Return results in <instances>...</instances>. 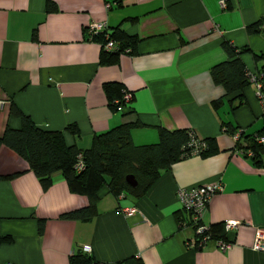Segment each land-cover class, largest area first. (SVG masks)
I'll return each instance as SVG.
<instances>
[{
    "label": "crops",
    "instance_id": "crops-1",
    "mask_svg": "<svg viewBox=\"0 0 264 264\" xmlns=\"http://www.w3.org/2000/svg\"><path fill=\"white\" fill-rule=\"evenodd\" d=\"M224 1L222 8L219 0H0V135L19 128L13 103L38 128L62 131L65 144L80 150L94 134L133 121L139 122L130 130L135 145L156 142L161 127L189 129L217 146L213 154L174 161L140 196H115L103 182L96 213L82 220L61 214L85 207V195L70 191L58 171L42 189L25 160L0 145V175H10L0 179V234L11 237L0 243V264H68L84 248L104 264H264V250L252 248L255 231L264 235V168L252 164L244 138L263 126L264 108L249 81L239 98L229 97L209 73L227 59L222 41L248 48L238 54L244 69L261 70L264 61L254 55L264 52V30L245 28L264 22V0ZM90 22L135 36L133 52L100 64ZM107 82L130 92L125 106L110 108ZM216 98L222 101L213 109ZM68 124L76 134L65 131ZM215 180L221 189L209 198L201 224H240L221 228L228 248L218 249L214 239L192 248L194 229L176 191ZM127 208L135 210L124 215Z\"/></svg>",
    "mask_w": 264,
    "mask_h": 264
},
{
    "label": "trees",
    "instance_id": "trees-1",
    "mask_svg": "<svg viewBox=\"0 0 264 264\" xmlns=\"http://www.w3.org/2000/svg\"><path fill=\"white\" fill-rule=\"evenodd\" d=\"M245 30L248 34L263 31L264 22L257 20L247 25ZM93 38L98 40L101 46L100 64L115 63L118 54L124 48L133 52L136 44L135 36H128L117 28L109 32V38L113 39L117 45L116 50L103 48L102 45L106 39L102 35L93 36ZM221 47L227 59L209 69L211 79L222 86L224 95L239 98L240 90L248 80L246 69H244L238 54L240 51H247L248 48L236 49L227 41H222ZM254 57L264 61V52L254 55ZM261 70H264V62ZM102 88L111 109H117L118 104L123 107L129 102H124L122 98L126 90L120 83L107 82L103 84ZM261 91L264 92V85ZM115 99L118 101L117 104L113 102ZM221 101V98L213 99L210 101V106L217 109ZM9 110L11 114L18 117L20 125L19 128L5 127L0 135V145L13 150L25 160L28 168L38 178L42 189L49 186L51 174L58 171L70 191L87 197L88 204L85 207L61 214L62 217L69 219L88 220L93 217L96 213L94 203L98 197L97 192L103 182H106L108 190L115 196L120 193L140 196L161 170L167 169L174 161L192 154L194 145H188L192 137H195L199 143H203L198 154L207 156L217 151L213 138H199L189 129L168 131L158 127L156 128V142L135 145L130 140V130L139 126L138 121L121 123L104 132L94 134L90 146L80 150L65 144L62 131L38 128L13 103L10 104ZM226 128L231 135L236 131L229 124L226 125ZM65 131L76 134L77 128L73 124H68ZM254 135L264 136V124L256 133L244 136L245 139H248L246 148L253 153L250 158L252 164L264 168V160L261 159V155L264 153V143L256 142ZM78 153L81 154L83 163V169L79 171L74 168ZM128 176H132L135 185L127 182ZM9 177L10 175H0V179ZM221 228L220 223L208 225L205 233L208 234L209 239L223 238L222 240L228 241L222 237ZM10 241L11 237L8 234H0V243H9ZM68 264L104 263L94 261L86 252L77 250L70 255ZM110 264H125V261ZM136 264H140V262L137 260Z\"/></svg>",
    "mask_w": 264,
    "mask_h": 264
},
{
    "label": "built area",
    "instance_id": "built-area-1",
    "mask_svg": "<svg viewBox=\"0 0 264 264\" xmlns=\"http://www.w3.org/2000/svg\"><path fill=\"white\" fill-rule=\"evenodd\" d=\"M219 5L224 8L225 1L219 0ZM87 32L89 37L102 35L106 41L103 43V48L105 50H116L117 45L113 39L109 38V32L105 29V24L103 22H90L87 26ZM123 51L128 52V48H124ZM247 80L252 83L255 87L256 94L261 101L264 108V92L261 91V88L264 85V70H248L246 71ZM124 102H128L131 98V94L128 91H125L122 96ZM114 103H118L115 99ZM122 105L118 104L117 109L121 108ZM254 140L258 143H264V136L254 135ZM233 138L237 139V133L233 134ZM188 145H194L192 149V154H197L200 146H203V143H199L195 137H192ZM246 154L250 157L253 156V153L250 149H246ZM74 168L79 171L83 169V163L81 160V154L78 153L76 156V162ZM221 189V184L218 180L210 181L201 184H195L190 187H179L176 191L177 198L180 202L181 208L188 213V222L194 229V239L192 238L191 242H188V245L192 248L202 246L208 239V234L205 233L206 226L201 224L200 218L203 211L206 208L207 202L211 195L215 192H218ZM121 195V194H120ZM134 208L124 209V215H130L134 212ZM240 222L238 220H225L222 222V227L224 231L235 230L239 226ZM264 235L260 230H256L253 239L252 248L256 250H264ZM215 246L220 249H226L231 245V241H224L222 239H214ZM84 252H87V249H83ZM11 264V263H7Z\"/></svg>",
    "mask_w": 264,
    "mask_h": 264
},
{
    "label": "water",
    "instance_id": "water-1",
    "mask_svg": "<svg viewBox=\"0 0 264 264\" xmlns=\"http://www.w3.org/2000/svg\"><path fill=\"white\" fill-rule=\"evenodd\" d=\"M126 180H127V182H129L131 185H135V182L133 181L132 176H128V177L126 178Z\"/></svg>",
    "mask_w": 264,
    "mask_h": 264
}]
</instances>
